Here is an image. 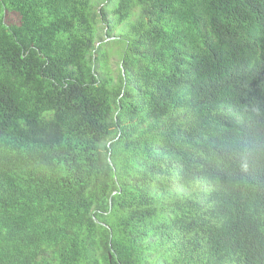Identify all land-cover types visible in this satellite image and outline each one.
Segmentation results:
<instances>
[{"label":"trees","instance_id":"trees-1","mask_svg":"<svg viewBox=\"0 0 264 264\" xmlns=\"http://www.w3.org/2000/svg\"><path fill=\"white\" fill-rule=\"evenodd\" d=\"M110 2L0 0V264H264V0Z\"/></svg>","mask_w":264,"mask_h":264},{"label":"rangeland","instance_id":"rangeland-1","mask_svg":"<svg viewBox=\"0 0 264 264\" xmlns=\"http://www.w3.org/2000/svg\"><path fill=\"white\" fill-rule=\"evenodd\" d=\"M116 2V0H111L110 2V6H113V4ZM18 21V18L17 16H15L14 14H6L5 15V23L6 24H14ZM108 66L110 68V71H111V76L113 78H116L117 75H118V58L116 56H112L110 57L109 59V62H108Z\"/></svg>","mask_w":264,"mask_h":264},{"label":"water","instance_id":"water-1","mask_svg":"<svg viewBox=\"0 0 264 264\" xmlns=\"http://www.w3.org/2000/svg\"><path fill=\"white\" fill-rule=\"evenodd\" d=\"M121 72H123V71L121 70Z\"/></svg>","mask_w":264,"mask_h":264}]
</instances>
